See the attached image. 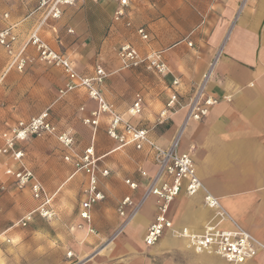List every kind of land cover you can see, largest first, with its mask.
Returning a JSON list of instances; mask_svg holds the SVG:
<instances>
[{"label":"crops","instance_id":"1","mask_svg":"<svg viewBox=\"0 0 264 264\" xmlns=\"http://www.w3.org/2000/svg\"><path fill=\"white\" fill-rule=\"evenodd\" d=\"M37 3L0 0V28L17 24L21 43L39 22L40 12L30 16ZM117 7L118 0H79L64 6L61 17L48 20L41 33L52 47L72 56L81 73L92 76V69H80L76 61L89 67L95 60L114 62L107 54L124 40V23L114 20ZM132 8L135 24L149 37L135 35L131 42L143 56L160 55L168 70L124 69L117 59L112 66L106 64L103 96L116 111L126 113L141 93L144 110L131 120L149 129L158 145L168 147L186 108L164 122L158 121L160 112L173 88L187 103L213 63L208 89L220 102L202 120L187 123L180 144L182 152L192 153L203 190L176 197L168 212L173 227L147 246L144 238L157 213L156 196L146 193L158 168L153 152L110 139L106 113L95 130L85 124L99 108L98 101L84 89L60 96L64 73L38 61L31 48L33 61L24 72L7 71L8 56L0 46V134L17 120L51 108L59 130L75 138L72 148L47 134L19 143L24 163L42 181L56 214L50 220L36 214V229L18 228V221L41 201L18 188L13 177L3 176L8 191L7 206L0 209V264H226L215 254L195 252L178 235L183 227L202 232L208 223L220 221L204 202L206 191L219 198L226 214L221 228L241 227L264 243V0H132ZM6 12L10 17L3 19ZM175 78L180 84L174 87ZM89 147L101 159L98 187L105 196L91 208V223L80 214L89 177L73 165ZM67 155L72 160L66 161ZM103 169L109 174L102 175ZM127 179L138 186L132 188ZM28 193L31 199L24 202ZM127 196L133 202L121 215ZM70 251L72 257L67 256ZM245 264H264V251Z\"/></svg>","mask_w":264,"mask_h":264},{"label":"built area","instance_id":"2","mask_svg":"<svg viewBox=\"0 0 264 264\" xmlns=\"http://www.w3.org/2000/svg\"><path fill=\"white\" fill-rule=\"evenodd\" d=\"M78 1L38 0L37 6L31 11L30 16L40 12L39 22L21 43H19V34L16 31L17 24H9L0 28V46L5 49L8 56L7 71L16 69L19 72H24L33 61V58L28 55V51L30 48H34L37 52L38 61L45 65L59 67L64 73L66 83L59 91L60 96L75 90L84 89L91 99L98 101L99 108L93 111L91 116L84 119L85 124L96 129L101 114L106 113L109 117L107 133L120 146L132 145L138 150L148 147L153 152L158 168L147 187L146 193L156 196L157 213L154 221L149 225L144 238L145 244L151 247L163 237L168 229L173 227L172 221L168 218V212L174 199L182 192L193 196L204 188V184L197 174L192 153L190 151L182 152L180 144L183 129L187 123L191 120H202L209 114L211 107L220 102V98L213 95L208 89L213 63H211L202 81L196 86L193 95L187 103L180 101L177 89L173 88L164 109L159 114L158 121L164 122L181 108H186V114L180 130L170 145L162 147L150 138L149 129L139 127L131 120L132 117L141 115L144 110L145 102L141 93H137L126 113L116 111L105 100L101 90V85L107 76L105 69L98 66L92 76L81 73L69 55L52 47L49 41L43 37L41 30L48 20L60 18L64 6L75 5ZM129 6L130 0H118V7L114 16L115 21L126 16ZM9 17L10 14L7 12L2 15L3 19H8ZM131 24V21L126 22L127 26H131ZM136 32L143 39H148L149 37L146 29L142 26L137 27ZM119 54L123 68L138 67L145 63L148 70L159 74H165L168 70L160 55L150 54L143 56L130 43H123ZM179 84V79L175 78L172 85L175 87ZM47 132L56 133L64 147L72 148L75 144V138L71 132L58 130L49 109L30 119L17 120L0 134L2 140L0 156L8 155L12 159V164L7 167L6 173L14 178L18 188H28L32 197L41 201L36 209L18 221L17 224L23 227L33 220L35 214L47 220L53 219L56 214L50 204L51 196L47 193L42 181L35 172L24 163L25 152L18 147L19 143L34 137H40ZM65 159L68 161L72 160L68 155L65 156ZM96 160L94 159V148L89 147L83 156L73 161L77 171L85 169L89 177V185L85 190L86 198L81 203L80 212L81 217L88 223H91V208L105 197L98 187L99 175ZM108 174V169L102 170V175L106 176ZM126 181L132 188L138 186L136 182L130 179ZM132 202L129 196L121 201L119 208L121 215L125 214L124 208L131 205ZM204 202L207 207L217 211V217H220V221L226 217L225 212L221 209L218 197L206 191ZM131 216L129 215L128 218ZM220 221L218 223H208L202 232H195L189 227H183L178 232V235L185 239L187 245L195 252L215 254L224 259L226 264H245L254 259L261 251H264V243L260 242L248 231L241 227H236L233 230L223 229L219 226ZM123 226L118 229L115 236L123 230ZM89 231L94 232V229L90 227ZM72 255L71 251L67 253L68 257H72Z\"/></svg>","mask_w":264,"mask_h":264},{"label":"rangeland","instance_id":"3","mask_svg":"<svg viewBox=\"0 0 264 264\" xmlns=\"http://www.w3.org/2000/svg\"><path fill=\"white\" fill-rule=\"evenodd\" d=\"M132 14H133V8H132V0H130V6L128 7L127 9V14L126 16L123 18V19H120V20H117L116 22H121V23H124L122 24V31L120 32V35H121V38H123L124 40L121 41V42H116L113 46H112V49H111V54H107V57H109L110 55L112 56V58H110V60H114V62H103V61H97L95 60L94 63H93V67H89L88 64L89 63H86V62H79V61H76L77 64H78V67L80 69H84L85 71H96L97 67L98 66H101L103 67L104 69L106 68V64L107 65H114L116 63V60H120V65L122 67V61H121V57H120V47L123 43H130L132 46L136 47L135 45H133V43L131 42L134 38H135V35L137 36V32H136V28H137V25L135 24V21L132 17ZM115 20V19H114ZM127 21H131V26H127L126 25V22ZM120 30V29H119ZM34 52V54H37L36 50L34 48H31ZM137 49V48H136ZM72 58V56H70ZM102 59V58H101ZM45 65V64H44ZM46 66H49V65H46ZM52 67H55L56 66H52ZM59 68V67H57ZM123 68V67H122ZM141 68H144L146 70H148L145 66V63H143L142 65L138 66V67H131V68H124V69H141ZM106 71V69H105ZM150 71V70H148ZM70 93V92H69ZM50 113H51V108H48ZM52 114V113H51ZM54 119V118H53ZM55 124L57 125L56 121L54 120ZM7 127V126H6ZM57 128H58V125H57ZM94 128V127H93ZM59 130V128H58ZM95 130V129H94ZM60 131V130H59ZM51 135L52 137H54L59 143H61L57 137V134L56 133H45L43 135ZM108 134V133H107ZM42 135V136H43ZM109 136V135H108ZM41 137V136H40ZM110 137V136H109ZM36 138H39V137H36ZM110 139L114 140L113 138L110 137ZM116 141V140H114ZM0 142H2L1 138H0ZM117 142V141H116ZM19 146V145H18ZM86 151V150H85ZM83 154L81 156L84 155V151L82 152ZM78 157H76L77 159ZM94 159H97L96 160V165H97V170H99V166L101 164V159H98L94 153ZM67 161V160H66ZM12 164V159L10 156L8 155H3L0 157V209H5L6 206H7V203H6V199H7V191H8V188L6 187V182L2 180V177L3 176H10L6 173V169L9 165ZM73 164V163H72ZM76 171H77V167L75 166V164H73ZM79 172H83L85 173L86 175H88V173L85 171V169H81L79 170ZM12 177V176H11ZM17 186V185H16ZM25 189H28V188H25ZM22 190V189H21ZM29 190V189H28ZM30 191V190H29ZM29 198L31 199V196L30 194L28 193L27 196L24 198V202L28 201ZM6 204V205H5ZM37 219H38V216H36V214L34 215V218L33 220L25 227L23 226H17L18 228H38V224H37ZM1 215H0V223H1ZM110 240V239H109ZM105 244H108V243H105ZM192 262V260H191Z\"/></svg>","mask_w":264,"mask_h":264},{"label":"bare ground","instance_id":"4","mask_svg":"<svg viewBox=\"0 0 264 264\" xmlns=\"http://www.w3.org/2000/svg\"><path fill=\"white\" fill-rule=\"evenodd\" d=\"M217 256V255H216Z\"/></svg>","mask_w":264,"mask_h":264}]
</instances>
